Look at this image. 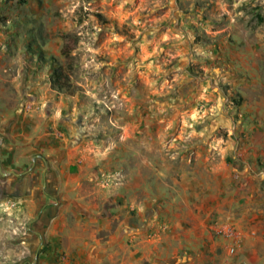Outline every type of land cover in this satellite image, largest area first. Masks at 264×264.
<instances>
[{
	"label": "rangeland",
	"instance_id": "374dc122",
	"mask_svg": "<svg viewBox=\"0 0 264 264\" xmlns=\"http://www.w3.org/2000/svg\"><path fill=\"white\" fill-rule=\"evenodd\" d=\"M257 64L264 0H0V180L45 197L44 180L33 194L28 178L35 163L41 176L53 157L71 173L98 168L140 148L148 126L175 137L210 131L207 117L226 141L248 143L256 123L240 91L260 86ZM34 201L0 203V264H67Z\"/></svg>",
	"mask_w": 264,
	"mask_h": 264
},
{
	"label": "crops",
	"instance_id": "0c3cea01",
	"mask_svg": "<svg viewBox=\"0 0 264 264\" xmlns=\"http://www.w3.org/2000/svg\"><path fill=\"white\" fill-rule=\"evenodd\" d=\"M256 67L260 86L243 80L240 91L256 123L248 143L216 134L212 117L204 121L210 131L175 137L148 126L140 148L126 147L98 168L83 164L71 173L53 157L41 176L35 163L30 186L36 194L44 180L45 197H23L20 181L7 176L0 203L40 199L42 227L62 240L67 264H264V68ZM225 223L236 229L235 243L215 236Z\"/></svg>",
	"mask_w": 264,
	"mask_h": 264
},
{
	"label": "built area",
	"instance_id": "2783aa9c",
	"mask_svg": "<svg viewBox=\"0 0 264 264\" xmlns=\"http://www.w3.org/2000/svg\"><path fill=\"white\" fill-rule=\"evenodd\" d=\"M242 116V114H241ZM215 233L226 239V240H234L235 239V231H234V228L230 225H226V224H222V225H219L216 227L215 229ZM234 250V249H232Z\"/></svg>",
	"mask_w": 264,
	"mask_h": 264
}]
</instances>
